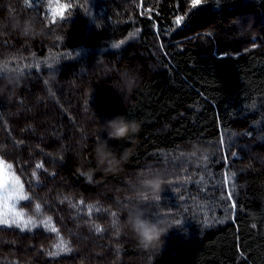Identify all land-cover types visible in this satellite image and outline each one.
<instances>
[{"label": "trees", "instance_id": "1", "mask_svg": "<svg viewBox=\"0 0 264 264\" xmlns=\"http://www.w3.org/2000/svg\"><path fill=\"white\" fill-rule=\"evenodd\" d=\"M117 115L139 132L105 170ZM0 160L36 222L0 264H264V0H0ZM137 208L181 226L146 250Z\"/></svg>", "mask_w": 264, "mask_h": 264}, {"label": "clouds", "instance_id": "2", "mask_svg": "<svg viewBox=\"0 0 264 264\" xmlns=\"http://www.w3.org/2000/svg\"><path fill=\"white\" fill-rule=\"evenodd\" d=\"M134 81L128 87L131 88ZM103 133H107V139H100L94 149L97 166L112 170L121 163L116 153L109 146L111 140H123L139 132V125L136 121H129L125 115H117L107 120L102 125ZM143 186L153 193L163 191V178L160 176H148L142 181ZM181 226L179 222L171 220L166 215L150 216L143 209L131 211L123 227L127 228L135 237L138 245L146 250L162 248L164 237L173 227Z\"/></svg>", "mask_w": 264, "mask_h": 264}, {"label": "snow or ice", "instance_id": "3", "mask_svg": "<svg viewBox=\"0 0 264 264\" xmlns=\"http://www.w3.org/2000/svg\"><path fill=\"white\" fill-rule=\"evenodd\" d=\"M202 2L203 0H191V6L193 9H195ZM61 15H63V13H61ZM181 20H183V17H177L176 23L179 24ZM36 167L40 168L42 167V165L38 164L36 165ZM7 168H11V165H7ZM0 170H6L3 160H0ZM33 175H35V173H33ZM201 179H203V177H201ZM2 187H4V185H0V188ZM28 199L29 197L25 194L24 186L23 184L20 183V180L18 177H13L10 191L5 189L4 192H0V200L4 201L5 209H7V201L9 200H14L18 204L20 200H28ZM156 199H158V197H156ZM13 207H15V205ZM39 208L40 206L36 205L37 212H39ZM88 211L89 213H91L92 209L89 208ZM8 216H9V213L7 210L0 211V225H8V226L15 225L21 230H25V229H30V227H34L36 224V222L32 219L31 216H28V218L25 219V214L22 212L13 211L11 219H9ZM42 223L47 224V222H42ZM52 231H56V230L53 228ZM55 247L58 249V253L70 251V248L68 247V245L65 243L63 239H61L60 242ZM58 253H51V254L55 255Z\"/></svg>", "mask_w": 264, "mask_h": 264}, {"label": "rangeland", "instance_id": "4", "mask_svg": "<svg viewBox=\"0 0 264 264\" xmlns=\"http://www.w3.org/2000/svg\"><path fill=\"white\" fill-rule=\"evenodd\" d=\"M6 170H0V185H4V187L0 188V192H4L5 189L11 190V184H12V179L15 177L9 170L8 168L5 167ZM24 200H20L19 203L17 204L14 200H9L7 201V209L4 207V201L0 200V211H5L7 210L9 213L8 218L11 219L13 211H18L20 212L19 205L20 203ZM15 205V207H13ZM0 226H8V225H0Z\"/></svg>", "mask_w": 264, "mask_h": 264}]
</instances>
